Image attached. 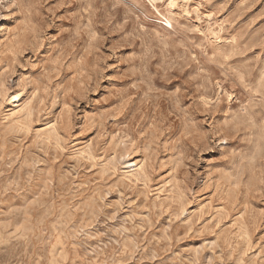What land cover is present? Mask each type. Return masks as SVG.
Segmentation results:
<instances>
[{"label": "rangeland", "instance_id": "rangeland-1", "mask_svg": "<svg viewBox=\"0 0 264 264\" xmlns=\"http://www.w3.org/2000/svg\"><path fill=\"white\" fill-rule=\"evenodd\" d=\"M169 1L0 0V264H264V0Z\"/></svg>", "mask_w": 264, "mask_h": 264}, {"label": "bare ground", "instance_id": "bare-ground-1", "mask_svg": "<svg viewBox=\"0 0 264 264\" xmlns=\"http://www.w3.org/2000/svg\"><path fill=\"white\" fill-rule=\"evenodd\" d=\"M155 2H158L159 0H154ZM177 0H170L168 2V7L173 8L176 5ZM163 2V1H162ZM167 22L170 23V19L166 18Z\"/></svg>", "mask_w": 264, "mask_h": 264}]
</instances>
